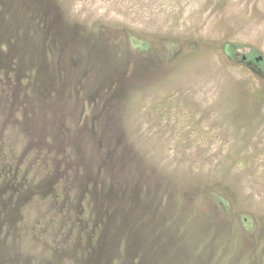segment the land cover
Listing matches in <instances>:
<instances>
[{
  "label": "rangeland",
  "instance_id": "obj_1",
  "mask_svg": "<svg viewBox=\"0 0 264 264\" xmlns=\"http://www.w3.org/2000/svg\"><path fill=\"white\" fill-rule=\"evenodd\" d=\"M0 264H264V0H0Z\"/></svg>",
  "mask_w": 264,
  "mask_h": 264
},
{
  "label": "flooded vegetation",
  "instance_id": "obj_2",
  "mask_svg": "<svg viewBox=\"0 0 264 264\" xmlns=\"http://www.w3.org/2000/svg\"><path fill=\"white\" fill-rule=\"evenodd\" d=\"M230 55L232 56L233 59L238 60V54L236 52V49L234 47H231L229 49ZM256 56H254L253 58H249L248 56L246 57V59L244 60L245 62H252V63H260L261 60L256 61Z\"/></svg>",
  "mask_w": 264,
  "mask_h": 264
},
{
  "label": "trees",
  "instance_id": "obj_3",
  "mask_svg": "<svg viewBox=\"0 0 264 264\" xmlns=\"http://www.w3.org/2000/svg\"><path fill=\"white\" fill-rule=\"evenodd\" d=\"M231 47H234L236 49V52L238 54V57H239V53L238 52V48L240 47H244V45H236V44H233ZM242 55H246V57L248 56L249 58H253L255 56V50L253 49H248L247 51H244L242 54H241V57ZM257 57V56H256Z\"/></svg>",
  "mask_w": 264,
  "mask_h": 264
},
{
  "label": "water",
  "instance_id": "obj_4",
  "mask_svg": "<svg viewBox=\"0 0 264 264\" xmlns=\"http://www.w3.org/2000/svg\"><path fill=\"white\" fill-rule=\"evenodd\" d=\"M230 48H231V47L228 48V52H229V49H230ZM229 53H230V52H229ZM245 59H246V55H242L240 61H243V62H244ZM255 60H256V61L262 60V56H260V55L257 56Z\"/></svg>",
  "mask_w": 264,
  "mask_h": 264
}]
</instances>
